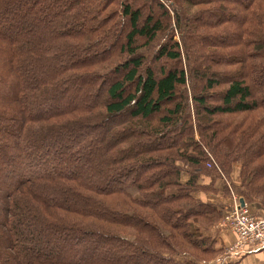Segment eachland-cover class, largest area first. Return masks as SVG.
<instances>
[{"label": "trees", "instance_id": "obj_1", "mask_svg": "<svg viewBox=\"0 0 264 264\" xmlns=\"http://www.w3.org/2000/svg\"><path fill=\"white\" fill-rule=\"evenodd\" d=\"M233 195L264 215V0H0V264H206Z\"/></svg>", "mask_w": 264, "mask_h": 264}, {"label": "built area", "instance_id": "obj_2", "mask_svg": "<svg viewBox=\"0 0 264 264\" xmlns=\"http://www.w3.org/2000/svg\"><path fill=\"white\" fill-rule=\"evenodd\" d=\"M232 201L233 208L218 223L219 228L228 229L235 234L234 242L227 248L228 252L233 256L264 247V217H256L245 206L240 207L239 200L234 195Z\"/></svg>", "mask_w": 264, "mask_h": 264}, {"label": "crops", "instance_id": "obj_3", "mask_svg": "<svg viewBox=\"0 0 264 264\" xmlns=\"http://www.w3.org/2000/svg\"><path fill=\"white\" fill-rule=\"evenodd\" d=\"M236 175L234 174L235 177ZM223 200L233 205L232 197ZM219 232V242L226 246V248L225 250L223 249L224 252H221L216 258H213L206 264H213L212 262H214V264H264V247L254 251L239 252L237 255L232 256L227 248L234 242L235 234L229 230L222 231V229H219Z\"/></svg>", "mask_w": 264, "mask_h": 264}, {"label": "rangeland", "instance_id": "obj_4", "mask_svg": "<svg viewBox=\"0 0 264 264\" xmlns=\"http://www.w3.org/2000/svg\"><path fill=\"white\" fill-rule=\"evenodd\" d=\"M138 6H140L142 9H144V8H146L147 7V5L146 4H143V3H140V5H138ZM163 38V36L162 37H160V39H162ZM159 39V40H160ZM161 41V40H160ZM154 47H156V44L155 43H153V44H151L149 47H147V49L143 52L146 56H149L151 53H150V49L151 48H154ZM236 167H237V164L235 165ZM262 217H264V215L262 216ZM223 230H226V231H228V229H224V228H222V231ZM216 246L218 247L219 246V244H216ZM225 248H226V246L223 248L222 247V249H221V251L220 252H224V250H225ZM224 249V250H223ZM209 262V261H208ZM213 264H214V262H212Z\"/></svg>", "mask_w": 264, "mask_h": 264}, {"label": "water", "instance_id": "obj_5", "mask_svg": "<svg viewBox=\"0 0 264 264\" xmlns=\"http://www.w3.org/2000/svg\"><path fill=\"white\" fill-rule=\"evenodd\" d=\"M239 204H240V207H244L245 206V202L242 198L239 199Z\"/></svg>", "mask_w": 264, "mask_h": 264}]
</instances>
